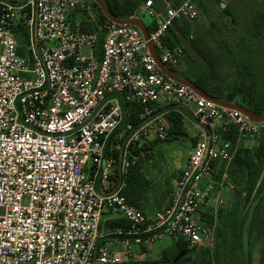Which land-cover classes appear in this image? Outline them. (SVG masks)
<instances>
[{"label": "built area", "instance_id": "1", "mask_svg": "<svg viewBox=\"0 0 264 264\" xmlns=\"http://www.w3.org/2000/svg\"><path fill=\"white\" fill-rule=\"evenodd\" d=\"M193 1L163 0L158 14L146 1L130 18H160L145 40L134 26L100 23L86 0H0V264H131L165 237L213 249L215 224L206 227L199 211L224 207L236 153L259 142L264 122L200 97L157 66L149 43L161 64L178 67L183 48L163 40L176 20H198ZM171 108L197 141L169 205L148 219L124 191L137 153L166 139L160 112ZM230 127L235 143L221 138ZM106 214L128 227L99 247ZM116 243L123 252L110 250Z\"/></svg>", "mask_w": 264, "mask_h": 264}, {"label": "trees", "instance_id": "2", "mask_svg": "<svg viewBox=\"0 0 264 264\" xmlns=\"http://www.w3.org/2000/svg\"><path fill=\"white\" fill-rule=\"evenodd\" d=\"M149 0H103L105 5L111 11V13L119 19H130L135 16L137 10ZM99 19L100 23H107L109 20L104 17L101 9L94 3L93 0L89 1ZM180 2L173 3L174 6L179 5ZM154 8L161 12L163 9V4L157 5L156 0H154ZM225 15L229 13V8L226 6L222 9ZM75 19L72 21L75 27ZM156 28V22L147 26L149 31ZM79 29L84 32H92L93 28L90 24L81 22ZM248 35L251 36L250 42H264V13L258 15L252 23L248 26ZM202 33L193 24L188 23L184 20H176L173 25L167 31L165 38L163 40L164 45L170 49L176 47L183 48V55L181 61L177 68H173V72L178 76L190 81L196 85L199 89L203 90L208 95L217 98L219 100L233 102L238 96L244 93L248 94V97L242 96L244 102L248 104V109L257 114L264 113V102L257 103L258 97L252 95V91L255 85L254 78L257 75V68L259 66L260 59L257 55L251 54L249 51L248 58L250 63L243 62V65L239 67V74L245 75L244 78L247 79V83H240L239 85L229 86L226 82L227 74L224 71V63L216 55L211 48H209L208 43L203 40ZM20 42L24 43V39ZM223 42V41H222ZM224 43V42H223ZM226 45V43H224ZM238 47V53L236 51H229L232 57H241L244 52L242 46L236 45ZM227 47V46H226ZM228 48V47H227ZM19 55L24 56L23 48H20ZM195 56L200 57L204 62V67H201ZM183 63L185 67H183ZM263 63V62H262ZM262 69L264 73V64H262ZM245 71V74H244ZM166 109L160 113H166V121L169 125L167 136L164 141H156L151 143L145 150H143V155H137L139 158L134 161L129 176L127 179V187L124 191V195L128 202L137 208L143 209L145 215L148 219L152 218L151 207H150V193L153 189V184L156 182L159 185L158 194L159 203L166 197L167 193L171 188V180L175 179L179 172L174 171L171 174H164L162 177H158L161 172L159 161H157V156H163L161 150L164 146L171 143H185V147L181 150H176L169 154V158L173 156L174 153L177 154H187L191 147L196 143L197 139L192 138L190 134V129L186 128L182 121L178 111ZM179 110V109H177ZM136 112V111H135ZM221 138L223 140H229L232 143L236 141V133L234 127H230L228 134H222ZM148 165L155 170L156 176L154 179L151 174H149L150 169H147ZM264 170V135L259 139L256 147L253 149H246L244 146L239 148L236 153L234 164L231 168V175H238L244 182V192L245 200L243 206L237 204L236 218L238 224L231 226L232 217L228 216L227 213L218 209L216 214L212 209H200L199 214L201 217V222L209 228H212L215 224V244L213 249L199 248L198 250L190 249L186 243L180 240L173 239L174 243L172 246L164 249L158 258L152 259L148 257L144 261L131 263V264H242L241 259L238 255H232L231 247H229V253L224 247H228L229 242V230L234 231L232 234H237L236 244L234 245V251H239L242 249L244 229L247 228V238L249 242L250 236V226L248 227V222L245 217L242 216L243 208L249 203L250 199L255 195V204L259 203L262 198V192L264 191V176L262 173ZM225 217V218H223ZM224 219V220H223ZM223 220L226 225L222 229L219 227V221ZM231 224V225H230ZM118 227L126 228L128 223L124 220H117L110 224V229H115ZM223 230V232H222ZM223 235V236H222ZM121 238V237H118ZM220 239V242H219ZM235 239V238H234ZM224 243V247H223ZM183 255L178 261H175L179 256ZM234 256V259L233 257ZM264 260V256H263ZM264 264V261L263 263Z\"/></svg>", "mask_w": 264, "mask_h": 264}, {"label": "rangeland", "instance_id": "3", "mask_svg": "<svg viewBox=\"0 0 264 264\" xmlns=\"http://www.w3.org/2000/svg\"><path fill=\"white\" fill-rule=\"evenodd\" d=\"M90 1V0H86ZM163 0H156L157 5H161ZM169 3L181 2L183 0H167ZM193 4L195 5L198 12V20L193 23L194 27H197L202 33L203 40L208 43L209 48L218 55V57L224 63V71L227 74L226 82L229 86L239 85L240 83L248 82L243 74H239V67L243 65V62L250 63L248 58L249 51L253 55H257L260 59L259 66L257 68V75L253 79L255 82L252 94L255 97H258L259 102H264V73L262 69V64H264V42H250L251 36L248 35V26L253 20L260 14L264 13V0H194ZM229 8V13L227 15L222 11L225 7ZM156 14L160 13L154 8ZM146 27L151 25L153 22H158L160 18L151 17L145 15L143 17H138ZM226 45H224V43ZM245 47L244 52L241 57H232L229 54V51H236L238 53V47L236 45ZM228 48H227V47ZM249 50V51H248ZM86 50H82V54H86ZM197 63L204 67L203 60L195 56ZM263 62V63H262ZM183 67H185L183 63ZM245 74V71H244ZM250 85V82L247 83V86ZM248 97L247 93L239 97ZM185 143H171L163 147L161 154L163 156H157V161L161 168V172L158 174V177L164 176L165 173H169L173 167V161L169 154L175 152L176 150H181L185 147ZM246 149H253L256 147L255 142L247 141L244 145ZM147 169L149 174L153 176L154 179L156 176L155 170L148 165ZM231 169L229 170L228 178L225 181L224 189V207L221 208L224 210L228 216L232 217L231 226L238 224L236 218H233L236 215V206L240 204L243 206L245 200L244 192V182L238 175H231ZM85 174L87 177H91V165L85 168ZM264 176V170L262 177ZM159 185L156 182L153 184V189L150 193V207L155 209L159 205V194H158ZM262 198L259 200L258 204H255L256 196L254 195L249 203L243 208L242 216L247 219L248 227L251 229L249 242L247 238V228L244 229L243 236V247L239 251H234V245L236 244L237 234H232L234 228L229 230V239L231 240L228 244V247H223L227 249L229 253V247H231L232 255H238L241 259L242 264H262L264 256V191L262 192ZM225 218V217H223ZM224 220V219H223ZM223 220L219 221L218 225L222 229L226 225ZM223 232V230H222ZM223 236V235H222ZM235 238V239H234ZM220 242V239H219ZM174 243L172 238H165L163 241L159 242L154 249L151 251L150 258L156 259L159 257L161 252L172 246ZM229 253V254H230ZM234 259V256H232Z\"/></svg>", "mask_w": 264, "mask_h": 264}, {"label": "water", "instance_id": "4", "mask_svg": "<svg viewBox=\"0 0 264 264\" xmlns=\"http://www.w3.org/2000/svg\"><path fill=\"white\" fill-rule=\"evenodd\" d=\"M93 1L101 9L104 17H106L111 23H114L117 25L134 26L141 31L145 40L149 39V30L140 20H138V19H119L111 13V11L105 5L103 0H93ZM148 47L150 49L152 56L154 57V59L157 63V66L167 77L171 78L172 80H174L175 82H177L179 84H182V85L189 87L194 92H196L200 97L205 98L206 100L211 101L218 106L229 108V109L235 110V111L243 114L253 123L259 124V123L264 122V113L263 114L253 113L249 109H246V108H244L240 105H237L235 103L227 102V101H223V100H219L217 98H214V97L208 95L207 93H205L203 90L199 89L196 85H194L190 81L178 76L172 70L168 69L163 64H161L159 57H158V54H157L155 48L153 47V45L151 43L148 44ZM182 256L183 255L179 256L175 261H178Z\"/></svg>", "mask_w": 264, "mask_h": 264}, {"label": "crops", "instance_id": "5", "mask_svg": "<svg viewBox=\"0 0 264 264\" xmlns=\"http://www.w3.org/2000/svg\"><path fill=\"white\" fill-rule=\"evenodd\" d=\"M162 4H163V1H162ZM183 156H184L183 153L182 154L174 153L173 156L171 157V159L173 161L174 168L177 171H182L183 168L185 167L187 157H186L185 160H183ZM172 183H173V180H171V187H172ZM170 190H171V188H170ZM170 190L167 193L166 197L159 203V205L155 209L150 208L151 209L150 212H151L152 216L154 215L155 212L161 211V210H163L165 207H167L169 205V203H170ZM114 221H117V220L112 218L110 215L106 214V215H104L102 217V222H101V225H100V233H101L102 237L98 240V246L99 247H102V246H105V245L108 246V243L116 242V241H118L120 239V238H118L116 236H106V235H108V233L111 230H113V229H110L109 226ZM165 238H167V237H165ZM165 238H163L161 241H163ZM109 248L112 251H115V250L118 251V252H123L124 251V248L122 247V245L120 243H116L113 246H110ZM134 249L136 251H138V248H134ZM153 249H154V246L149 249L147 258L150 257L151 251Z\"/></svg>", "mask_w": 264, "mask_h": 264}, {"label": "flooded vegetation", "instance_id": "6", "mask_svg": "<svg viewBox=\"0 0 264 264\" xmlns=\"http://www.w3.org/2000/svg\"><path fill=\"white\" fill-rule=\"evenodd\" d=\"M252 95H254V94H252ZM232 103H235V104H237V105H240V106H242V107L248 109V104H247L246 102H244V100L242 99V97H239V96H238V97H237ZM257 103H260V102L257 101ZM183 155H184V156H183V160H185L186 157H187V155H186L185 153H184ZM172 165H173V164H172ZM174 171H176V170H175L174 165H173L171 172H169V173H165V175H166V174H171V173H173ZM172 180H174V179H172Z\"/></svg>", "mask_w": 264, "mask_h": 264}]
</instances>
